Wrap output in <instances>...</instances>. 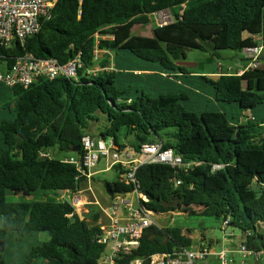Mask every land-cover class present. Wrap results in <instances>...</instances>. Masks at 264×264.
I'll list each match as a JSON object with an SVG mask.
<instances>
[{"label": "trees", "instance_id": "trees-1", "mask_svg": "<svg viewBox=\"0 0 264 264\" xmlns=\"http://www.w3.org/2000/svg\"><path fill=\"white\" fill-rule=\"evenodd\" d=\"M166 10L174 23L156 27L153 37L133 34L136 25L149 26L151 15ZM257 37L264 44V0H59L52 19L23 47L16 44L7 63L9 67L16 55L24 53L61 64L81 55L86 70L95 66L98 47L118 58L142 61L146 72L158 68V74L171 76L186 73L176 63L187 58V50L241 53L257 47ZM107 58L101 67L110 65ZM118 61L113 73L83 77L80 70L78 82L59 78L11 89L14 103L0 108L6 113L0 121V264H6L10 234L23 239L49 237L32 248L28 264H99L104 252L95 239L101 232L99 214L89 224L58 200L59 192L75 193L86 180H77L74 166L41 157L53 148L62 153L81 149L98 115L107 121L100 136L114 139L122 148L126 147L120 145L118 134L124 131L125 139L134 138L135 149L161 141L184 163L198 164L189 171L140 167L136 178L150 211L168 214L196 208L195 216L230 220L235 230L253 231L247 245L263 251L259 229L264 233V70H249L239 77L236 69L217 80L198 77L209 85L217 103L230 107L221 111L208 106L196 112L187 109L193 101L189 91L150 98L137 89H119L122 79H141L144 74L121 68ZM216 165L223 168L214 171ZM105 189L115 195L132 187L119 173L118 182L105 184ZM9 192L30 199L11 204ZM192 245L179 228L152 226L120 264L134 259L151 264L153 255Z\"/></svg>", "mask_w": 264, "mask_h": 264}, {"label": "built area", "instance_id": "built-area-1", "mask_svg": "<svg viewBox=\"0 0 264 264\" xmlns=\"http://www.w3.org/2000/svg\"><path fill=\"white\" fill-rule=\"evenodd\" d=\"M59 0H0V60L7 64V72L0 74V84L8 88L28 89L40 80L53 81L59 78H66L78 82L80 79V70L88 76H97L101 73L116 72L113 64L107 67H101L100 63L105 56L100 59L99 54H108L96 48L95 66L84 69L82 56L78 55L67 64H61L56 59H39L30 53L16 55L13 62L8 67L9 56L16 44L21 47L26 41L38 35L42 26L50 21L53 16V10ZM82 3L83 0H77ZM151 22L155 21L158 27L166 26L172 21L170 12L161 11L150 16ZM100 36L97 35V41ZM104 40L106 38H103ZM98 43V42H97ZM98 45V44H97ZM264 51V44L260 41L257 47L246 48L242 51L247 64L237 72L241 77L249 70H258L260 68L261 57ZM220 76L222 68L220 66ZM129 101L128 103H130ZM80 153H75V157L66 158L64 163L76 168L77 180H89L93 176V171L101 164L106 165V169L119 168L121 180L127 186L132 187L130 191L116 193L109 196V204L103 207L99 202H92L85 195L86 192L77 190L72 193L63 191L58 193V200L61 204L70 206L74 213L83 221L86 215L90 214L91 207H101L104 220H100L99 227L101 232L96 236L98 244L104 247L99 264H120L121 260L130 255L139 247L145 231L152 226L160 228L153 217L159 218L167 214H157L150 211L146 205L149 199L140 191L136 178L138 169L144 165H163L171 168L183 169L189 171L196 163H184L181 156H178L173 149L165 150L163 143L158 141L155 144H144L138 149L133 147L122 148L116 144L114 139H104L102 137H91L89 135L82 139ZM41 157H51L49 153L42 154ZM223 167L216 165L214 171ZM85 183V182H84ZM181 185V182H176ZM169 214V213H168ZM74 214L69 215L72 217ZM221 228L225 239L231 242L234 238V230L230 226V220H223ZM231 230V233H229ZM254 236L253 231L242 232L241 244L231 249L224 246L219 252L211 243L201 241L197 249L178 248L171 254H157L150 258L151 264H197L207 261L209 258H215L218 264H230L235 261L229 259L236 254L243 258L251 257L255 264H261L264 258V250L257 252L251 250L247 243L248 238ZM142 259H134L129 264H143ZM246 262L243 261L242 264Z\"/></svg>", "mask_w": 264, "mask_h": 264}, {"label": "rangeland", "instance_id": "rangeland-1", "mask_svg": "<svg viewBox=\"0 0 264 264\" xmlns=\"http://www.w3.org/2000/svg\"><path fill=\"white\" fill-rule=\"evenodd\" d=\"M172 20L174 21V16L172 15ZM158 27V24L155 21H152L149 26H141L136 25L132 32L134 35L142 36V37H153V30ZM239 52L226 50V51H218L214 52L209 50L208 52L202 51H189L187 52V60L184 68L187 69L188 73H219L220 66H223L224 70L227 71V68L233 66L234 59L239 55ZM100 59L102 56H107V54L100 53ZM104 57V58H105ZM121 61H124V57H121ZM130 63L126 64L129 65L130 68L133 69L134 63H139L140 67L144 69V63L136 58H132ZM127 63V62H126ZM264 67V61L262 63ZM145 70H147L145 68ZM154 71L151 74L145 73L143 77L140 78H129V79H122V84L117 85L119 89L127 90L129 88L137 89L143 92L146 96L150 98H156L159 95H167V94H178L183 91V87L176 86V85H168L166 80L161 79L159 76L158 68L152 69ZM7 72V64L5 61L0 60V74H5ZM201 77H207L198 75ZM188 78L187 76H184ZM209 77V76H208ZM207 77V78H208ZM210 79V78H208ZM214 80V79H210ZM186 81V80H185ZM198 83L201 85V92L199 100H204V105L201 108H197L195 101L197 100L195 97H192L193 101L190 103L192 108H187L189 111H202L205 107H211L215 110L224 111L226 108L230 106H225L222 104L217 103L213 98V93L209 88V85L206 84L204 81L198 78ZM245 86V84H244ZM2 103V102H1ZM0 103V104H1ZM6 103H14V99L11 97L6 100ZM6 116L5 112H0V121ZM99 121L92 122L90 124L89 129L87 130L86 134L97 138L102 131L105 130L107 121L106 118L102 115H98ZM119 143L120 145L125 146L126 148H130L132 144H135L134 138L129 137L128 139L124 138V131H121L118 134ZM48 153L51 155L52 158L56 160L63 161L66 158H73L75 154L71 152H59L57 148L50 149ZM104 168V163H101L97 170H102ZM115 168L108 170L107 173L92 176L91 177V188L92 190L88 193L86 192V196L91 201H99V203L106 207L109 201V194L105 189V184H114L118 182L119 176L115 173ZM117 176V177H116ZM89 196H88V195ZM39 198L38 196L32 197L31 200H35ZM40 200V199H39ZM7 201L11 204L19 203L23 201H28V198L23 196L22 194L14 195L12 192H9L7 195ZM99 207H91L90 206V215H86V219L89 221V224H93V217L96 214H99L100 218L98 221L101 220V215L98 213ZM198 209L196 208H182L178 209L176 212L169 213L161 218L159 216L153 217L154 220L158 223L161 229L166 228H179L183 231L184 235L189 236L193 240L192 248L195 250L199 247L201 241L206 243H211L217 252H219L224 246L227 248L233 249L236 246L241 244V236L242 232L240 230H234V238L233 241H228L225 239L224 232L221 228L222 221L217 220L215 218H206V217H199L195 216L197 214ZM1 226V221H0ZM231 233V230H229ZM260 235H264L263 230L259 229ZM205 239V240H204ZM49 237L47 234H40L37 237H32L28 239L18 238L14 234H10L7 238V252L4 255V259L6 264H28V256L31 253L32 248L37 243L47 242ZM230 240V239H229ZM232 261L235 259V263L232 262L230 264H242L245 261V264H255L253 258H243L241 255L236 254L234 258L232 255L229 257ZM31 264H39V261H34ZM197 264H218L215 258H209L207 261H202ZM261 264H264V258L261 260Z\"/></svg>", "mask_w": 264, "mask_h": 264}, {"label": "crops", "instance_id": "crops-1", "mask_svg": "<svg viewBox=\"0 0 264 264\" xmlns=\"http://www.w3.org/2000/svg\"><path fill=\"white\" fill-rule=\"evenodd\" d=\"M172 15V14H171ZM256 40L257 41H261V38H259V37H257L256 38ZM187 52H189V51H187ZM106 57H108L107 59H109V62H110V64H113L114 66H115V60H116V58H117V60H119L118 61V63H119V67L121 66V68H125V69H130V70H134V72H135V74H145V73H147V74H151V73H153V72H146V71H144L145 70V68H146V66H144V69H142L141 67H140V64L139 63H134V66L135 67H133V69L132 68H130L129 67V65H126V64H128V63H130L129 61H131V59L132 58H124V61L122 62L121 61V59L122 58H118V57H116L115 56V54H113V53H108L107 54V56ZM186 60H187V58L185 59V60H183V61H180V62H177L176 63V65L177 66H179V67H181V68H183L185 71L187 70V69H185L184 67L185 66H187L188 64H186ZM263 61L264 60H261V62H260V69H263L264 70V67L262 66V63H263ZM127 62V63H126ZM246 64H247V61H246V59H245V57H244V55H243V53L241 52L239 55H237V57L234 59V62H233V66H231V67H229V68H227V71H225L224 70V68H223V66H221V68H222V74L224 73V72H233L234 70H241L242 68H244L245 66H246ZM116 69V68H115ZM154 74V73H153ZM198 75H202V76H207L208 78H210V79H214V80H217V79H219V77H220V70H219V73H215V72H213V73H188L187 71H186V73L185 74H173V75H166V74H159V76H161V79H163V80H166L167 82V84L168 85H176V86H181V87H183V92H191L193 95H192V97H197V98H199V96L201 95L200 94V92L198 91V90H196L195 88H197V89H201L199 86H200V84L198 83V77H201V76H198ZM184 76H187L188 78H185ZM206 77V78H207ZM186 80V81H185ZM3 84H0V108L3 106V105H5V104H7L6 103V100H8L10 97H11V94H12V91H11V88H8V87H6V86H4ZM196 98V99H197ZM195 104H196V106H197V108H201V107H203V105H204V100H199V99H197L196 101H195ZM98 137H101L100 135L98 136ZM72 153V152H71ZM73 154H75V153H73ZM115 170V173H113L114 175L116 174L117 176H119V171L117 170V169H114ZM108 172V170L106 169V165L104 164V168L102 169V170H97V168L93 171V175L94 176H97V175H101V174H104V173H107ZM116 176V177H117ZM91 185H92V183H91V179H89V180H87V181H85V183H83L82 184V186H81V188H80V190H82V191H86L87 193L89 192V191H91L92 190V188H91ZM88 195V194H87ZM24 196V195H23ZM89 196V195H88ZM110 196V195H109ZM26 197V196H25ZM26 198H28V197H26ZM28 199H30V198H28ZM92 202H95V201H92ZM99 201H96V203H98ZM108 202V204H109V201H107ZM107 204V205H108ZM94 207V206H93ZM87 211L90 213V208H89V210L87 209ZM99 211H100V213H102V209H101V207L99 208V210H98V213H99ZM91 214V213H90ZM89 214V215H90ZM87 220V219H86ZM101 220L103 221L104 220V217H103V214H102V216H101ZM87 222L89 223V221L87 220ZM99 222L100 221H98V225H99ZM217 252V251H216ZM234 261H236L235 259H234Z\"/></svg>", "mask_w": 264, "mask_h": 264}, {"label": "water", "instance_id": "water-1", "mask_svg": "<svg viewBox=\"0 0 264 264\" xmlns=\"http://www.w3.org/2000/svg\"><path fill=\"white\" fill-rule=\"evenodd\" d=\"M167 12H170L169 10H166ZM172 23H174V21L172 20L169 24H167V25H170V24H172ZM164 25H161V26H159V27H163ZM188 51V50H187ZM72 153H79L80 152V148H76V149H73L72 151H71ZM77 190H79V188L77 189Z\"/></svg>", "mask_w": 264, "mask_h": 264}]
</instances>
